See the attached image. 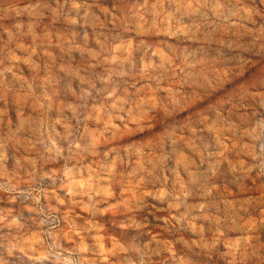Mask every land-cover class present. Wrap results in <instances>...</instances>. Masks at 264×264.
I'll use <instances>...</instances> for the list:
<instances>
[{
    "label": "clouds",
    "instance_id": "obj_1",
    "mask_svg": "<svg viewBox=\"0 0 264 264\" xmlns=\"http://www.w3.org/2000/svg\"><path fill=\"white\" fill-rule=\"evenodd\" d=\"M0 264H264V0H0Z\"/></svg>",
    "mask_w": 264,
    "mask_h": 264
}]
</instances>
